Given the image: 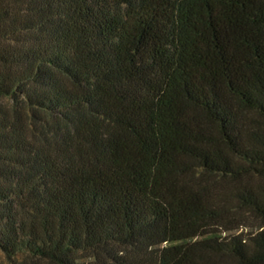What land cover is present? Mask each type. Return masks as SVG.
<instances>
[{
	"label": "trees",
	"instance_id": "trees-1",
	"mask_svg": "<svg viewBox=\"0 0 264 264\" xmlns=\"http://www.w3.org/2000/svg\"><path fill=\"white\" fill-rule=\"evenodd\" d=\"M264 264V0H0V264Z\"/></svg>",
	"mask_w": 264,
	"mask_h": 264
},
{
	"label": "rangeland",
	"instance_id": "rangeland-1",
	"mask_svg": "<svg viewBox=\"0 0 264 264\" xmlns=\"http://www.w3.org/2000/svg\"><path fill=\"white\" fill-rule=\"evenodd\" d=\"M5 264H42V261H38L36 259H32L27 256H15L12 259L2 258Z\"/></svg>",
	"mask_w": 264,
	"mask_h": 264
}]
</instances>
